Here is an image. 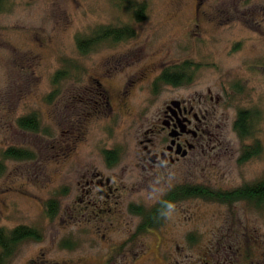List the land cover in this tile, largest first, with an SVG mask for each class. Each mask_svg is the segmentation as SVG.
Returning a JSON list of instances; mask_svg holds the SVG:
<instances>
[{"label": "rangeland", "instance_id": "1", "mask_svg": "<svg viewBox=\"0 0 264 264\" xmlns=\"http://www.w3.org/2000/svg\"><path fill=\"white\" fill-rule=\"evenodd\" d=\"M140 6L145 7L142 22L134 17ZM2 7L0 162L5 171L0 174V229L26 225L41 235L38 241L21 243L9 264L40 259L54 264L118 263L120 256L111 249L124 246L129 228L134 229L139 219L112 224L81 215L82 188L93 172L132 185L126 206L153 205L173 185L203 184L222 190L264 176V0H6ZM108 25L131 26L135 36L82 56L77 39ZM64 59L77 63L79 74L53 85ZM189 61L195 66L194 78L184 94L206 96L212 90L217 96L223 93L222 83L228 87L223 90L235 93L229 99L224 93L225 107L205 159L172 170L163 181L147 172L138 141L156 106L175 95L170 89L155 93L157 76L168 66ZM102 88L110 106L100 96ZM122 92L127 94V106L120 100ZM241 109L256 112L252 138L241 139L235 131ZM30 115L39 120L36 132L18 124ZM257 141L262 155L241 163L245 147ZM11 148L29 151L30 159L3 160ZM106 149L119 151L115 166H108ZM50 200L59 206L54 218L47 214ZM169 216L172 242L198 228L219 231L225 228L223 219H241L237 227H249L253 236L247 244L256 264H264V211L191 200ZM185 253L186 264L197 257L191 250Z\"/></svg>", "mask_w": 264, "mask_h": 264}, {"label": "flooded vegetation", "instance_id": "2", "mask_svg": "<svg viewBox=\"0 0 264 264\" xmlns=\"http://www.w3.org/2000/svg\"><path fill=\"white\" fill-rule=\"evenodd\" d=\"M166 68L162 70L157 78ZM99 84L101 86V83ZM222 85L223 88H228L225 83H222ZM160 86L162 89L156 87L155 93L170 89L175 92V95L156 106L153 115L148 120L147 128L140 133L138 145L140 147V160L148 165L147 172L156 179L167 181L172 170L187 164L191 166L195 163L196 165L199 161L205 159L203 156L206 155L207 150L213 143V132L218 124L220 110L225 107L224 93H226L227 98H230L231 94L235 92L230 93L229 90L225 91L221 88L223 93L220 95L214 96L212 90H209L206 96H198L197 94H184L185 85L161 83ZM100 96L106 106L111 105V99L106 90L101 91ZM126 96V92L121 93L120 100L124 106H127ZM263 178L264 176L256 181L246 182L234 188L222 190L217 188V190L215 187L212 189L215 191L236 192L250 187ZM117 181L116 176L106 177L104 173L93 172L82 188L83 199H81V203H85L82 216L88 214L103 223L112 221V224L126 223L124 220L130 217L139 219L134 229L129 228L124 246L111 249L113 255L120 256L117 264H186L185 252L189 250L197 254V257L193 260L188 259L191 264H256L252 253L253 248L247 244L253 235H251L248 226L246 228L243 226L237 227L241 219H223L222 224L225 228H220L216 232H202L198 228V231L188 233L185 238L179 237L176 242H172L174 239L170 240L175 237L168 236L169 213L175 207L178 208L187 201L205 200L203 198H184L185 187L201 186L203 184L173 185L165 188L166 190L162 191V195L153 205L145 206L130 202L126 206L124 203L131 195L132 185L118 183ZM215 204L228 208H235L237 205L243 204V208H246L249 206L250 201L240 200L234 202V204L215 202ZM123 206L125 207L122 208ZM138 208H145L148 215H138L134 212ZM155 208L157 209L151 210ZM189 218L193 219L194 216ZM196 219L199 220L198 216H196ZM217 219H221V217ZM128 223L131 224V221ZM183 223V219L177 221L178 225ZM172 230L175 235H178L176 229L172 228ZM164 238H169L167 239L169 244L165 247ZM150 240H156L157 243L152 246ZM31 264L54 263L40 259Z\"/></svg>", "mask_w": 264, "mask_h": 264}, {"label": "trees", "instance_id": "3", "mask_svg": "<svg viewBox=\"0 0 264 264\" xmlns=\"http://www.w3.org/2000/svg\"><path fill=\"white\" fill-rule=\"evenodd\" d=\"M6 0H0V10ZM145 7L140 6L135 10V19L138 22H142L145 19ZM135 36V30L131 26H102L97 28L90 36L77 39V48L82 56L89 55L90 52L97 50L103 44H119L123 41H127ZM195 68L194 64L189 61L182 63L179 66H169L164 72L156 79L155 85L170 84V85H186L193 82L192 70ZM79 65L72 60L64 59L63 66L53 76V85H60L63 81L73 79L76 77L79 71ZM78 78V77H77ZM155 86V87H157ZM19 126L28 131L36 132L39 129V120L36 115H30L28 117L21 118L18 122ZM258 125V119L256 112L251 109H241L238 112V118L235 122V131L241 139L252 138ZM263 153V147L259 141L255 142L251 146L245 147L242 152L240 162L248 163L249 161L261 156ZM29 151L21 148H11L4 152L3 160H28L30 159ZM104 157L108 166H115L120 160V153L116 149L104 150ZM0 162V174L4 173V168L1 167ZM184 198H203L207 201L230 203L240 200L250 201V206L257 209L259 212L264 211V178L259 182L240 189L236 192L228 191H215L214 189L205 185L185 187ZM58 202L56 200H50L47 202V214L50 218H54L58 213ZM155 209H151L156 210ZM140 216L148 215L145 208H138L134 210ZM41 239L40 233L26 225L16 227L11 231L0 229V264H9L10 259L16 255V252L21 243Z\"/></svg>", "mask_w": 264, "mask_h": 264}]
</instances>
